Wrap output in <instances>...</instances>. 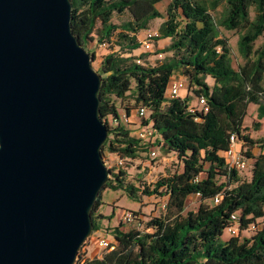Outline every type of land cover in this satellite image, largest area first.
<instances>
[{
	"label": "trees",
	"instance_id": "trees-1",
	"mask_svg": "<svg viewBox=\"0 0 264 264\" xmlns=\"http://www.w3.org/2000/svg\"><path fill=\"white\" fill-rule=\"evenodd\" d=\"M157 1L70 0V27L83 46L94 33L98 43L103 41L102 47H106L115 33L117 44L126 48L105 51L96 69L100 75L99 115L107 127L101 155L106 148L120 157H133L144 143L120 120L114 125L106 120L108 116H119L112 97L130 94L136 106L147 108V118H139L138 124L150 122L152 142L156 141L164 152H174L181 161L180 169L161 177L151 190H140L167 194V212L162 217H150L147 226L151 230L113 226V247H105L100 256L87 258L83 264H264V226L256 223L264 214V136L253 139L242 130L248 102L257 104V115L264 114V0H223L225 10L219 24L240 30L236 43L243 62L236 67L231 64L230 46L219 35L208 10L222 0H171L164 15L154 6ZM123 10L129 11L130 19L113 23L112 12ZM161 16L153 40L169 37L164 50H171L170 56L148 65L131 53H121L137 47L139 38L135 33L146 28L149 19ZM259 36L261 40L254 47ZM177 70L188 75L196 95L205 96L204 113L189 109L187 94L164 102L167 81ZM206 75L212 79L210 85L204 81ZM195 115L199 120L193 119ZM231 132L245 146L242 156L251 158L247 179L225 164L223 150ZM255 143L260 151L253 155L250 147ZM108 170L109 176L91 206L92 230L97 228V218L103 216L94 213L102 188H122L130 197L137 191L124 182L119 167L115 172L110 167ZM195 191L199 192L200 202L195 209L184 211L186 196ZM215 194H219L216 203L203 201ZM232 213L238 231L222 240L219 236ZM252 222L254 228L250 227ZM243 229L252 232L240 237L238 232Z\"/></svg>",
	"mask_w": 264,
	"mask_h": 264
},
{
	"label": "water",
	"instance_id": "water-1",
	"mask_svg": "<svg viewBox=\"0 0 264 264\" xmlns=\"http://www.w3.org/2000/svg\"><path fill=\"white\" fill-rule=\"evenodd\" d=\"M70 0H0V264H72L109 176Z\"/></svg>",
	"mask_w": 264,
	"mask_h": 264
},
{
	"label": "rangeland",
	"instance_id": "rangeland-1",
	"mask_svg": "<svg viewBox=\"0 0 264 264\" xmlns=\"http://www.w3.org/2000/svg\"><path fill=\"white\" fill-rule=\"evenodd\" d=\"M169 1L171 0H159L155 2L154 6L164 15L166 5ZM208 10L215 21L219 35L226 38L230 46L231 64L236 67L237 64L243 62V58L238 51L236 43L240 30L236 28L228 29L219 24V19L225 10V2L223 0L220 1L215 8L209 7ZM249 15L250 17L253 16L252 7L249 8ZM130 17L128 10H123L120 13L113 11L110 20L115 24H120L123 21L130 19ZM162 19V16L149 19L146 24L147 27L139 29L135 33L136 38L144 37L147 31L157 32V26ZM117 29H119V26ZM260 40L261 37H257L253 42V46L255 47L258 45ZM97 43L98 40L97 37L94 36V33L93 38L84 43L85 49L90 53L91 64L95 69L98 68L100 57L105 51L113 49L120 52L121 50L126 49L123 44L121 46L117 44L115 33L110 35V41H108L106 47H100ZM168 43L169 37H159L152 41V47L150 50L144 51L138 44V46L132 48L130 52L121 53H131L135 55V57H138L140 62L152 65L171 55V50H164ZM173 76H182L184 78L186 86L181 89L179 95L185 96L187 94V97L189 96L188 104L193 105L196 98V93L193 91L195 85L189 81L188 75L181 70L175 71ZM204 81L209 85L212 83V79L208 75L205 76ZM262 85L264 86V78L262 80ZM112 101L121 115L120 122L130 130V133L133 134L139 122V117L135 112L137 102L132 99L130 94H127L122 98L112 97ZM123 113L126 115V120L123 119ZM242 125L244 126L242 129L243 132L247 133L253 139H259V137L264 136V114L257 115L256 103H247L245 113L242 117ZM154 142L155 144L153 143V146L151 147L149 140H145L144 143L140 144L134 156L124 157L123 163L119 166V169L123 171L122 177L124 182L131 183L137 189L133 197H130L127 191L122 188L113 189L110 187H104L101 189L100 203L94 213L95 215L100 213L103 216L97 218V228L91 230L90 234L79 248L77 257L72 264H83L84 260L87 258L100 256L104 247L98 245L97 239L99 237H104L113 241V226L117 225L122 230L134 228L142 231H150L151 228L147 226V221L150 217H162L167 212L165 205L162 206V203H166L167 200L166 193L159 195L154 192H140V190L143 188L151 190L154 183L161 177L171 174L174 170L180 169L181 161L177 158L174 152H164L156 144V141ZM149 146L150 148H155L157 153L155 157H150L148 154ZM259 150L258 145L255 143L252 147V152L256 154ZM262 150H264V148ZM116 156V153L110 152L106 148L103 149L102 158L105 162V166L112 168L113 172L117 171ZM204 167H206V164H204ZM202 174L203 172L200 173V175ZM217 179L219 180L220 178L217 177ZM158 189H163V187L159 186ZM203 201L212 202L210 198H206ZM199 202L200 198L198 195L189 193L185 198L184 211L187 209H195ZM127 210L131 211L132 217L130 220H125L122 216ZM132 211H135V213L133 214ZM256 221L259 226H264V214ZM251 232L252 231L249 229H243L238 232V235L240 237L247 236ZM229 235V232L223 228L219 237L223 240Z\"/></svg>",
	"mask_w": 264,
	"mask_h": 264
},
{
	"label": "built area",
	"instance_id": "built-area-1",
	"mask_svg": "<svg viewBox=\"0 0 264 264\" xmlns=\"http://www.w3.org/2000/svg\"><path fill=\"white\" fill-rule=\"evenodd\" d=\"M157 32H150L147 31L146 35L142 38H139V45L142 47V49L144 51L146 50H150L152 47V41H153V36L156 34ZM104 42L101 41L98 43V46H104ZM137 61H139V58L136 59ZM186 86L185 80L182 76H171L166 84V87L164 89L163 95H164V102H167L168 99L172 98V97H176L179 96L180 91L182 88H184ZM189 109L191 111H199L204 113L207 110V104H206V99L205 96L202 94H198L196 95L195 98V103L193 105L189 104ZM135 112L136 115L139 118H147V108L144 105H137L135 107ZM123 119L126 120V115L125 113H123ZM121 119V115L119 114L118 118L116 117H112V116H108V118H106L108 124L110 125H114L118 120ZM193 119L195 120H199L198 116H194ZM135 136L140 138L141 140L145 141V140H149V142H151L150 146H153V132L150 126V122H145V123H140L137 125L136 129L134 130ZM236 141H237V137L236 135L231 132L228 135V146L225 150H223V155L225 157V164L228 167H234L237 170H241L246 168L247 166V160L244 156H242V154L240 152H238L235 148L236 146ZM148 148V154L150 155V157H155L156 156V150L155 148ZM124 161L123 157L120 156H116V168H118ZM194 194L199 196V192L195 191ZM219 198V194H215L212 198L211 201L213 203H216L218 201ZM165 203H162V206H164ZM133 213V212H132ZM123 218L125 220H130L132 215H131V211H125L123 213ZM256 226V224L254 222L250 223V227L254 228ZM229 234H236L238 231V224L236 221V217L235 214L232 213L230 215V219L229 222L225 225L224 227ZM97 243L100 247H106V248H112L113 247V242L104 238V237H99L97 239Z\"/></svg>",
	"mask_w": 264,
	"mask_h": 264
},
{
	"label": "crops",
	"instance_id": "crops-1",
	"mask_svg": "<svg viewBox=\"0 0 264 264\" xmlns=\"http://www.w3.org/2000/svg\"><path fill=\"white\" fill-rule=\"evenodd\" d=\"M254 146V145H253ZM253 146H251L250 147V151H251V153L253 154V155H256V154H254L253 152H252V147ZM235 148H236V150L238 151V152H241V149H244L245 148V146H242L241 145V142L240 141H236V146H235ZM264 148V147H263ZM262 148V149H263ZM260 149V148H259ZM261 149V151H263L264 152V150H262ZM260 151V150H259ZM249 161H251V158H248L247 159V166H246V168H244V169H241V170H238V173L239 174H242V171H243V174L241 175V176H243V178L244 179H247V178H249V176H250V174H251V169H250V165H249Z\"/></svg>",
	"mask_w": 264,
	"mask_h": 264
}]
</instances>
